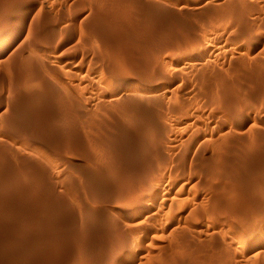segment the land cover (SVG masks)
Here are the masks:
<instances>
[{
    "label": "rangeland",
    "instance_id": "rangeland-1",
    "mask_svg": "<svg viewBox=\"0 0 264 264\" xmlns=\"http://www.w3.org/2000/svg\"><path fill=\"white\" fill-rule=\"evenodd\" d=\"M259 62L264 0H0V264H264ZM203 133L145 234L119 210Z\"/></svg>",
    "mask_w": 264,
    "mask_h": 264
},
{
    "label": "bare ground",
    "instance_id": "bare-ground-1",
    "mask_svg": "<svg viewBox=\"0 0 264 264\" xmlns=\"http://www.w3.org/2000/svg\"><path fill=\"white\" fill-rule=\"evenodd\" d=\"M239 3V2H238ZM241 3H243V2H241ZM240 3V4H241ZM246 4H248V2L246 3ZM236 5V4H235ZM238 5V4H237ZM242 5V4H241ZM239 6V5H238ZM247 6V5H246ZM232 7V6H231ZM230 7V8H231ZM241 7V6H240ZM243 8H244V3H243V6H242ZM249 7H251V6H249ZM237 7H235V8H233V11H234V9H236ZM242 8V9H243ZM245 8H247V7H245ZM250 9V8H249ZM232 11V12H233ZM235 12V11H234ZM241 13V12H240ZM244 16H245V14H244ZM232 19V18H231ZM243 19V18H242ZM232 21V20H231ZM249 21V20H248ZM251 21V20H250ZM235 22V21H234ZM239 22V21H238ZM246 22V21H245ZM245 25V24H244ZM12 27V26H11ZM14 27V26H13ZM16 27V26H15ZM21 28V26L19 27V29ZM14 32V31H13ZM250 36V35H249ZM260 38V37H259ZM248 40H249V38H248ZM258 41V40H257ZM247 42V41H246ZM214 48V47H213ZM215 49V48H214ZM216 50V49H215ZM220 51V50H219ZM210 54V48H204L203 49V52L202 53H199V56L201 57V59H203L204 57L206 58L208 55ZM198 56V55H197ZM200 57H197V59H198V61H200L199 60V58ZM203 57V58H202ZM43 59V58H42ZM208 60H209V57L207 58ZM204 60V61H203ZM202 61L203 62H205V59H203ZM30 63V62H29ZM206 63H208V62H206ZM252 64V63H251ZM259 64V67L261 68L260 70H264V63H262V62H259L258 63ZM200 65H202V64H200ZM197 67V66H196ZM253 67V66H252ZM257 69V68H256ZM255 69V70H256ZM203 70V69H202ZM27 79V78H26ZM34 83V82H33ZM50 91V90H49ZM41 93V92H40ZM53 93V92H52ZM223 93V92H222ZM53 96H55V95H53ZM58 99V98H57ZM180 103V102H179ZM228 106V105H227ZM175 108V107H174ZM140 110V109H139ZM132 111V110H131ZM184 112V111H183ZM233 113H235V112H233ZM232 113V114H233ZM236 114V113H235ZM234 114V115H235ZM238 114V113H237ZM130 116V115H129ZM230 116H231V114H230ZM157 117V116H156ZM238 117V115L235 117V118H237ZM234 119V118H233ZM134 120V119H133ZM230 120H231V118H230ZM246 121V119H244V120H238V121H236V122H234L235 123V125H240L241 124V122H245ZM105 130V129H104ZM249 130V129H248ZM212 131H213V129H212ZM95 133V132H94ZM158 135V134H157ZM260 135H258V138L256 139V141L257 142H259V140H260V142L261 141H263L262 139L264 138H260L259 137ZM192 137V136H191ZM229 137V136H228ZM257 137V136H256ZM216 136H213V134L212 135H208V136H205L204 135V133L203 134H200V135H194L191 139H189V140H187L185 143H184V147L183 148H179V150L180 149H182V150H177V151H175L174 150V154L172 153V155H174L170 160V164L168 165V167H169V169H161L160 167H161V165H159L158 166V168H160L159 169V171H160V173L158 172V175H157V177H155L154 179H152V177L150 178L151 180H149V181H151V182H148V183H146V182H142V186L140 187L141 188V190H140V188H139V190H140V193L139 194H137L136 196H134V198L132 199V202L129 200L128 202H131V205H130V207L128 208V209H125V210H122V209H120L119 211L120 212H122L123 214H125V215H129V214H132V215H135V216H143L144 217V220H143V222H141V221H139L140 222V224L139 223H137L136 225H138V228H139V230H142V231H144L145 232V234H146V231L149 229V230H151V229H153V228H157L156 226L154 227V226H152V227H150L151 226V223L149 224V222H151L150 221V219L151 218H153V217H155V220H156V218L158 217L159 219L161 218V216L163 217V216H167L169 213H171L172 211H167L168 212V214H165V215H162V213H164V212H166V211H163L161 214H159L160 215V217L158 216V214L156 213V210H155V207H156V205H159V207H161L160 205L162 204V201L164 202V198H167V197H172V195H174V194H176L177 196H178V198L180 197V194L179 193H182L186 188H184V187H186V186H184V185H182V183H183V178L184 177H186L187 176V174L188 173H186L185 172V170H184V163L186 162V160L188 159H190V160H194V161H198V159L200 158V157H202V154H203V149H204V147H206V143H208V142H213L214 140H216ZM235 138V137H234ZM224 139V138H223ZM213 140V141H212ZM218 140V139H217ZM223 141V140H222ZM237 141V140H236ZM250 142V141H249ZM256 142V143H257ZM255 143V142H254ZM216 144V143H215ZM263 143H261V145H262ZM137 145V144H136ZM257 145V144H256ZM259 145V144H258ZM154 146V145H153ZM156 146V145H155ZM208 146V145H207ZM255 146V145H254ZM259 147V146H258ZM130 148V147H129ZM140 148V147H139ZM153 148V147H152ZM159 148V147H158ZM221 148H222V146H221ZM257 148V147H256ZM175 149H177V148H175ZM206 149V148H205ZM158 150V149H157ZM202 151V152H201ZM155 152V151H154ZM4 153H6V152H4ZM158 153H159V151H158ZM155 154V153H154ZM161 155H163V154H160L159 153V156H158V158H159V160H157V161H162L163 159H162V157H161ZM165 155V154H164ZM163 155V156H164ZM171 155V156H172ZM4 157V156H3ZM156 157H157V155H156ZM165 157V156H164ZM3 160V159H2ZM6 160V159H5ZM187 160V161H188ZM202 159H200V161H201ZM164 161H168L167 159L166 160H164ZM163 161V162H164ZM195 162V163H196ZM162 163V162H161ZM160 163V164H161ZM3 164H4V162H3ZM6 164V163H5ZM4 164V165H5ZM1 165V164H0ZM167 165V164H166ZM203 165V164H202ZM163 166H165V165H163ZM200 164L199 165H197V164H195V168H197V169H199L198 171H200ZM3 167V166H2ZM187 167V166H186ZM203 167V166H202ZM163 168V167H162ZM188 168V167H187ZM194 168V169H195ZM202 169V168H201ZM203 169H204V167H203ZM202 169V170H203ZM8 170V169H7ZM39 170V169H38ZM38 170H36V171H38ZM188 170V169H187ZM193 170V169H192ZM206 170V169H205ZM35 171V170H34ZM43 171V170H42ZM41 170L40 171H38L39 172V174L37 175V176H41L42 178H44V180L47 178L46 177V174H44L43 172H42ZM155 171V172H156ZM190 170H188V172H189ZM197 171V170H196ZM9 172V171H8ZM201 172V171H200ZM194 173H195V170H194ZM199 173V172H198ZM9 174V173H8ZM11 175V174H10ZM189 175V174H188ZM4 176V175H3ZM9 176V175H8ZM17 176V175H16ZM15 176V177H16ZM10 177H12V176H10ZM41 178V180H43ZM50 178V177H49ZM192 178H194V177H192ZM192 178L191 177H189V181L187 182V180H186V182L187 183H189V184H192L193 182H195V178H194V180H192ZM9 179V178H8ZM36 179V178H35ZM13 180V179H12ZM28 180V179H27ZM38 181H39V179H37ZM40 180V181H41ZM48 180V179H47ZM23 181H25V180H23ZM39 181V182H40ZM146 181H148V179L146 180ZM48 182V181H47ZM42 183H43V181H42ZM41 183V184H42ZM186 183V184H187ZM30 184V183H29ZM37 184V183H36ZM40 184V185H41ZM46 183H44V185H45ZM185 184V183H184ZM185 184V185H186ZM189 184H187L188 186H189ZM193 184H195V183H193ZM23 185V184H22ZM181 185H182V187H181ZM184 186V187H183ZM199 186V185H198ZM45 187H47V186H45ZM191 187V186H190ZM189 187V188H190ZM34 188V187H33ZM188 188V189H189ZM194 188V187H193ZM192 188V189H193ZM47 189H49V190H51L50 188H47ZM29 190H31L30 188H29ZM36 191V190H35ZM138 191V190H137ZM11 192V191H10ZM31 192V191H30ZM51 192V191H50ZM185 192V191H184ZM46 193V192H45ZM48 193H49V191H48ZM35 194V193H34ZM41 194V193H40ZM51 194V193H50ZM59 194V193H58ZM39 197H41V196H39ZM53 197V196H52ZM174 197V196H173ZM15 198H17V197H15ZM121 198V197H120ZM4 199V198H3ZM175 199V198H174ZM1 200V199H0ZM33 200H34V198H33ZM47 200V199H46ZM168 201V200H167ZM167 201L165 200V202L167 203ZM30 202V201H29ZM52 202V201H51ZM127 202V203H128ZM161 202V204H159ZM171 202H173V201H171ZM174 202H179V200L177 201L176 199H175V201ZM45 203V202H44ZM54 203V202H53ZM124 203V202H123ZM125 203H126V201H125ZM165 204V203H164ZM175 204V203H174ZM180 204V203H179ZM124 205V204H123ZM169 205V204H168ZM122 206V205H121ZM165 206V205H164ZM176 205H174L173 207L175 208L174 210H173V213L171 214L172 216L170 217L169 215L167 216L168 217V219L166 220L165 219V223L163 224V226L161 227V228H164V230H170V229H172V227H174V226H172L173 224L172 223H174L175 221H177V219L180 217V216H182V214L183 215H185L184 214V212H186V211H184V208H181V206H182V204H180L179 205V208L178 209H176L177 207H175ZM3 207V206H2ZM65 207V206H64ZM159 207H156L157 208V210L158 209H160V211H161V208H159ZM166 207H168V206H166ZM170 207H172L171 206V204H170ZM170 207H169V210H171L170 209ZM52 208H53V206H52ZM7 209V208H6ZM163 210H164V208H162ZM3 210V209H2ZM16 210V209H15ZM87 210V209H86ZM15 212V211H14ZM234 213V212H233ZM65 214V213H64ZM198 214V212L196 213V215ZM206 214H207V212H206ZM208 215V214H207ZM130 216V215H129ZM128 216V217H129ZM166 217V218H167ZM182 218V217H181ZM146 219V220H145ZM161 219H164V218H161ZM160 219V221L159 220H157V222L160 224V222L162 221ZM137 220V219H136ZM163 221H162V223H163ZM152 223H155V222H152ZM177 223L179 224L180 222L179 221H177ZM158 224V225H159ZM30 225V224H29ZM149 225V226H148ZM154 225H157V224H154ZM157 225V226H158ZM161 225V224H160ZM171 225V226H170ZM148 226V227H147ZM179 226V225H178ZM177 226V227H178ZM136 227V226H135ZM146 227L148 228V229H146ZM151 229H150V228ZM160 227V226H159ZM177 227H175V228H177ZM180 227V226H179ZM160 228V229H161ZM179 229V228H178ZM156 230V229H155ZM161 230H163V229H161ZM160 230V231H161ZM141 231V232H142ZM152 231V230H151ZM157 231V230H156ZM256 230L255 229H251L250 231H249V233L250 234H252V233H254ZM149 232V231H148ZM147 232V233H148ZM172 232V231H171ZM26 233V232H25ZM157 236V235H156ZM170 236V235H169ZM176 238V237H175ZM263 240V239H262ZM260 241L259 243H264L263 241ZM249 243H251V240H249L248 241ZM245 247H247V244L244 246V249H246L247 251H249L250 249L248 248H245ZM30 250V249H29ZM241 257V256H240ZM236 262V261H235Z\"/></svg>",
    "mask_w": 264,
    "mask_h": 264
}]
</instances>
